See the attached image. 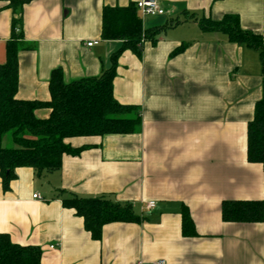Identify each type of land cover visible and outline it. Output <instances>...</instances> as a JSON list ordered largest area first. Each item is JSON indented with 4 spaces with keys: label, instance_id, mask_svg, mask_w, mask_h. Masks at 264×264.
I'll list each match as a JSON object with an SVG mask.
<instances>
[{
    "label": "crops",
    "instance_id": "crops-1",
    "mask_svg": "<svg viewBox=\"0 0 264 264\" xmlns=\"http://www.w3.org/2000/svg\"><path fill=\"white\" fill-rule=\"evenodd\" d=\"M137 1L23 0L12 9L0 0V64L20 18L15 97L48 101L54 69L66 83L99 76L122 45L101 38L103 7ZM157 1L161 15L137 10L153 40L143 38L139 54L121 51L113 79L115 99L139 108L140 127L68 138L78 152L64 154L59 169L37 175L18 167L7 190L0 178V233L40 248V264H264V217L221 219L223 201H264V169L246 159V125L262 96L259 51L199 26L232 14L264 38V0ZM73 195L131 204L140 220L107 223L94 239L62 203ZM183 207L193 235L182 234Z\"/></svg>",
    "mask_w": 264,
    "mask_h": 264
},
{
    "label": "trees",
    "instance_id": "trees-1",
    "mask_svg": "<svg viewBox=\"0 0 264 264\" xmlns=\"http://www.w3.org/2000/svg\"><path fill=\"white\" fill-rule=\"evenodd\" d=\"M7 1L12 9L23 0ZM20 18L12 20V34L6 44V59L0 64V178L2 188L9 189L18 167H31L37 175L60 168L62 156L77 153L65 140L78 136L129 134L141 124L140 110L133 105L119 103L113 94V79L119 53L130 49L140 53L139 43L144 38L153 40L154 32L143 30L135 4L125 7L104 6L102 9L101 38L118 39L121 47L111 56L110 66L97 77L63 81L60 69H54L49 79L50 99L18 100L17 53L22 34L16 33ZM203 31L225 34L229 41L245 44L259 51L262 64V96L254 106L252 119L246 125V159L264 169V38L240 26L237 15L227 14L221 20H201ZM181 49L176 50L175 52ZM48 108L46 118L35 111ZM9 134L12 147H4L3 138ZM83 219L84 228L94 239L101 236L102 227L111 222L140 220L131 204H121L104 197L70 196L62 201ZM264 217V201L234 200L221 203V219L226 222H259ZM182 234H194L188 209L181 211ZM41 250L36 246H22L0 233V264H40Z\"/></svg>",
    "mask_w": 264,
    "mask_h": 264
},
{
    "label": "built area",
    "instance_id": "built-area-1",
    "mask_svg": "<svg viewBox=\"0 0 264 264\" xmlns=\"http://www.w3.org/2000/svg\"><path fill=\"white\" fill-rule=\"evenodd\" d=\"M135 6L142 15L154 16V15H161L165 12L157 0H138L135 3ZM97 43L98 41L94 40L91 42H87L86 45L88 47H91ZM142 43H143V39L141 40L139 44H142ZM37 197H38V194H33V198H37ZM154 206H155L154 201H149L146 204L147 208H152ZM139 264H165V262L164 260H157L153 262H139Z\"/></svg>",
    "mask_w": 264,
    "mask_h": 264
},
{
    "label": "rangeland",
    "instance_id": "rangeland-1",
    "mask_svg": "<svg viewBox=\"0 0 264 264\" xmlns=\"http://www.w3.org/2000/svg\"><path fill=\"white\" fill-rule=\"evenodd\" d=\"M5 139V140H4ZM4 146L5 145H7V143H8V145H10V135L9 134H7L5 137H4ZM6 147H8V146H6Z\"/></svg>",
    "mask_w": 264,
    "mask_h": 264
}]
</instances>
